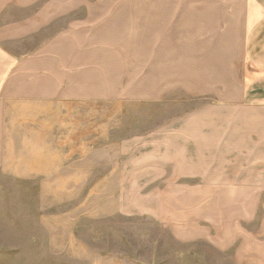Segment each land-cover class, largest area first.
Segmentation results:
<instances>
[{
	"label": "rangeland",
	"instance_id": "374dc122",
	"mask_svg": "<svg viewBox=\"0 0 264 264\" xmlns=\"http://www.w3.org/2000/svg\"><path fill=\"white\" fill-rule=\"evenodd\" d=\"M109 2L148 14L194 2L226 7L234 20L249 0ZM233 48L240 65L239 43ZM111 82L112 89L106 80L98 90L84 86L82 99L45 103L10 128L0 169V264H264V185L256 183L264 177L231 161L234 182L221 183L216 158L178 160L184 136H171L180 121L201 119L205 105L217 118L212 92L233 81Z\"/></svg>",
	"mask_w": 264,
	"mask_h": 264
},
{
	"label": "crops",
	"instance_id": "0c3cea01",
	"mask_svg": "<svg viewBox=\"0 0 264 264\" xmlns=\"http://www.w3.org/2000/svg\"><path fill=\"white\" fill-rule=\"evenodd\" d=\"M106 1L0 0V169L11 151L10 128L45 103L82 99L83 87L98 90L99 80L112 89L108 81L202 79L233 86L208 90L218 99L217 118L205 105L201 119L177 122L171 136H184L176 142L178 160L216 158L221 183L234 182L227 179L231 161L264 177V0H249L234 20L226 7L194 2L148 14Z\"/></svg>",
	"mask_w": 264,
	"mask_h": 264
}]
</instances>
